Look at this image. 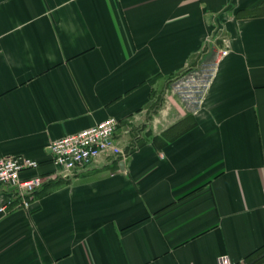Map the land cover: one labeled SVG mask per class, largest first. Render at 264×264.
Here are the masks:
<instances>
[{"label":"crops","instance_id":"1","mask_svg":"<svg viewBox=\"0 0 264 264\" xmlns=\"http://www.w3.org/2000/svg\"><path fill=\"white\" fill-rule=\"evenodd\" d=\"M108 117L124 156L53 165ZM19 154L45 181L29 208L0 187V264H264V0H0Z\"/></svg>","mask_w":264,"mask_h":264},{"label":"built area","instance_id":"2","mask_svg":"<svg viewBox=\"0 0 264 264\" xmlns=\"http://www.w3.org/2000/svg\"><path fill=\"white\" fill-rule=\"evenodd\" d=\"M224 42L228 43L226 39ZM227 53L224 50L223 54ZM119 121L116 117L107 119L73 134L51 141L52 163L61 170L73 172L94 164L102 157L118 158L124 156L123 149L115 141ZM40 161L30 156L8 155L0 157V187H9L25 208L30 207L31 195L40 189L44 176L26 171L36 170ZM8 202L0 204V213L6 212ZM218 264H233L229 255L218 257Z\"/></svg>","mask_w":264,"mask_h":264},{"label":"water","instance_id":"3","mask_svg":"<svg viewBox=\"0 0 264 264\" xmlns=\"http://www.w3.org/2000/svg\"><path fill=\"white\" fill-rule=\"evenodd\" d=\"M124 164L123 162H121V165Z\"/></svg>","mask_w":264,"mask_h":264},{"label":"trees","instance_id":"4","mask_svg":"<svg viewBox=\"0 0 264 264\" xmlns=\"http://www.w3.org/2000/svg\"><path fill=\"white\" fill-rule=\"evenodd\" d=\"M255 253V252H254ZM251 257V256H250Z\"/></svg>","mask_w":264,"mask_h":264}]
</instances>
